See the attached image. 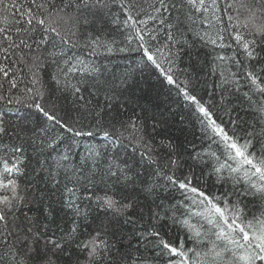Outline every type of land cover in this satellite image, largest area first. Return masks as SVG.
Instances as JSON below:
<instances>
[{"label":"snow or ice","instance_id":"6c2138e0","mask_svg":"<svg viewBox=\"0 0 264 264\" xmlns=\"http://www.w3.org/2000/svg\"><path fill=\"white\" fill-rule=\"evenodd\" d=\"M0 264H264V0H0Z\"/></svg>","mask_w":264,"mask_h":264}]
</instances>
